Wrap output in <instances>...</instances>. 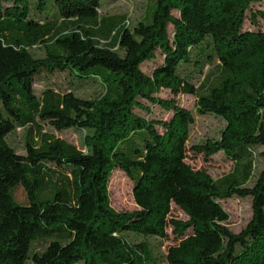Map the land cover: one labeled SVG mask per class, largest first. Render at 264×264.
Segmentation results:
<instances>
[{
    "label": "trees",
    "instance_id": "1",
    "mask_svg": "<svg viewBox=\"0 0 264 264\" xmlns=\"http://www.w3.org/2000/svg\"><path fill=\"white\" fill-rule=\"evenodd\" d=\"M118 1L0 0V264H264L262 0H155L135 23L108 13ZM162 90L226 122L192 149L223 152L231 172L187 163L195 114ZM47 126L84 132L82 148ZM116 169L134 211L112 206ZM233 197L253 203L239 233L221 203Z\"/></svg>",
    "mask_w": 264,
    "mask_h": 264
},
{
    "label": "rangeland",
    "instance_id": "2",
    "mask_svg": "<svg viewBox=\"0 0 264 264\" xmlns=\"http://www.w3.org/2000/svg\"><path fill=\"white\" fill-rule=\"evenodd\" d=\"M54 0H49L52 4ZM34 2V0H32ZM153 3V4H152ZM150 6V14L155 8V0H120L116 4L110 6L108 13L110 14H121L127 15L129 20L133 23L141 20L146 14ZM256 9L264 11V0L261 3L255 5ZM175 15H179L175 12ZM260 26L264 28V19L260 18ZM246 27L249 29H256L257 26L251 24V22L246 23ZM163 57L158 56L157 62L162 61ZM156 61L146 62L144 64V69L146 71H151V69L157 63ZM57 78V77H56ZM38 88L41 87L37 85ZM159 95L164 98H173L179 100V103L184 107L192 110L195 114L196 122L193 125L190 140L188 143V153L186 161L196 170H206L213 178L217 179L221 176L231 172L234 167V161L229 159L227 155L223 152H219L210 158H207L203 153H199L192 149L193 144L200 143L207 140L208 138H220L221 131L224 129L226 122L215 115H200L196 111V96L194 94H179L174 95L170 90H162ZM154 115H162L163 117H169V113H164L158 106H153ZM56 136L67 140L70 143L77 145L82 148V139L84 132L76 129H68L59 131L55 128L47 126ZM22 131L16 138L15 145L18 146L19 152L25 153L24 143L22 140ZM263 148L257 150L259 153ZM256 175L257 172L264 168V158L259 154L256 156ZM254 181L250 183L253 185ZM134 182L133 180L122 170L116 169L113 171L110 182L109 191L112 206L118 211H134L138 209L134 197ZM17 198L20 201L25 200V193L22 189L17 191ZM225 210L229 215V220L225 223L232 231L239 233L241 232L251 221L253 217V203L251 197L238 198L233 197L229 199L222 200ZM170 218H175L179 220H187L188 216L183 210L177 207L175 204L172 205V210ZM169 237L165 241V248L178 243V239L173 235L172 228L169 227Z\"/></svg>",
    "mask_w": 264,
    "mask_h": 264
}]
</instances>
